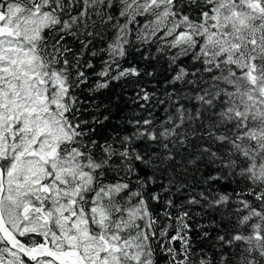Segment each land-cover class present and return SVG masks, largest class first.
I'll list each match as a JSON object with an SVG mask.
<instances>
[{"label":"snow or ice","instance_id":"obj_1","mask_svg":"<svg viewBox=\"0 0 264 264\" xmlns=\"http://www.w3.org/2000/svg\"><path fill=\"white\" fill-rule=\"evenodd\" d=\"M0 264H264V0H0Z\"/></svg>","mask_w":264,"mask_h":264}]
</instances>
